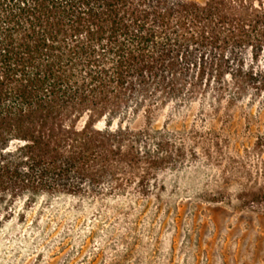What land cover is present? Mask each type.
<instances>
[{
    "label": "trees",
    "instance_id": "1",
    "mask_svg": "<svg viewBox=\"0 0 264 264\" xmlns=\"http://www.w3.org/2000/svg\"><path fill=\"white\" fill-rule=\"evenodd\" d=\"M208 94H264V0H0V208L122 193V121Z\"/></svg>",
    "mask_w": 264,
    "mask_h": 264
},
{
    "label": "rangeland",
    "instance_id": "2",
    "mask_svg": "<svg viewBox=\"0 0 264 264\" xmlns=\"http://www.w3.org/2000/svg\"><path fill=\"white\" fill-rule=\"evenodd\" d=\"M122 123L157 162L150 176L141 163L114 196L0 208V264H264V94L182 98Z\"/></svg>",
    "mask_w": 264,
    "mask_h": 264
}]
</instances>
